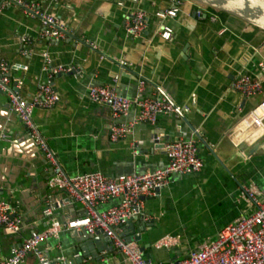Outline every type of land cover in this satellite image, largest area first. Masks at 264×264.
Instances as JSON below:
<instances>
[{
    "label": "crops",
    "instance_id": "0c3cea01",
    "mask_svg": "<svg viewBox=\"0 0 264 264\" xmlns=\"http://www.w3.org/2000/svg\"><path fill=\"white\" fill-rule=\"evenodd\" d=\"M0 58L10 66L11 86L31 100L39 84L48 80L44 70L47 54L51 67L72 66L81 70L61 73L53 78L60 96L50 110L37 109L34 119L43 137L69 176L101 172L107 177L154 172L165 168L169 159L163 144L179 138L196 140L203 169L194 174L172 177L169 187L145 199L143 212L153 218L151 226L138 231L120 228L123 238H136L145 248L144 257L154 264H177L201 244L217 237L218 232L250 210L239 196V188L256 183L264 190V132L255 133L238 146L229 132L252 108L264 100V32L244 22L220 15H197L200 7L183 0L176 18L163 22L156 16L172 8V0H31L42 11L57 18L68 31L65 40L42 38V23L21 7L1 8ZM136 9L148 14L142 39L128 37L125 24ZM216 16V15H214ZM173 31L170 41L161 38L163 24ZM23 49L29 51L22 54ZM263 64V66H260ZM241 75L261 80L262 94L245 97L232 88ZM119 94L135 98L142 80L146 86L141 97L168 95L180 108L176 114L162 115L155 125L139 124L117 143L109 137L113 124L132 121L138 114L113 118L109 107L89 99L91 86L114 84ZM10 98L0 92V199L7 200L12 211L22 216L20 233L0 228V258L10 256L33 231L43 232L52 220L65 223L84 214L78 204L56 209L53 219L43 210L51 199L68 201L65 191L50 188L52 168L21 120L9 110ZM160 138L161 147L154 143ZM220 159L225 166H223ZM228 169V170H227ZM110 201L98 207L106 211ZM140 219V218H139ZM165 236H179L181 244L169 250L153 245ZM45 256L53 259L76 256L79 247L72 231L43 242ZM107 259L122 262L113 251L101 253ZM24 264H39L34 255Z\"/></svg>",
    "mask_w": 264,
    "mask_h": 264
},
{
    "label": "built area",
    "instance_id": "2783aa9c",
    "mask_svg": "<svg viewBox=\"0 0 264 264\" xmlns=\"http://www.w3.org/2000/svg\"><path fill=\"white\" fill-rule=\"evenodd\" d=\"M141 0H132L139 3ZM183 0H172V8L161 10L156 16L163 22L174 19L179 13ZM9 6L21 7L32 17L39 18L42 23L40 35L42 38L65 40L68 31L61 22L42 11L39 4L31 0H5L1 8ZM1 12V11H0ZM205 10L200 8L199 17ZM217 16L212 17L216 22ZM148 14L143 9H136L127 18L125 32L128 37L142 39L147 29ZM173 29L163 24L160 36L166 41L173 37ZM22 54L29 51L23 49ZM44 70L48 73V80L39 84L31 100H27L21 92L11 86L9 64L0 58V91L10 98L9 110L17 115L27 130L28 136L34 141L46 162L52 168V176L48 185L50 188L65 191L68 201L49 200L44 207L43 215L53 219L56 209L67 204H78L84 214L80 217L66 221L52 220V225L43 232L33 231L31 235L19 246H15L8 257H1L0 264H24L28 256L34 255L39 262L44 261L45 252L42 244L50 238H56L63 231H85L95 235L103 232L111 241L113 252L122 256V262L116 263L110 259L105 264H154L152 260L144 257L138 242L127 241L118 232L121 227L138 216L143 222L153 220L143 210L145 199L171 184L172 177L185 176L200 172L204 161L199 154L196 140L179 138L163 144V150L169 159L168 165L154 172L135 173L117 177H107L101 172L87 173L78 176H69L64 171L57 154L50 148L37 126L34 113L37 109L50 110L55 108L60 96L53 87V78L61 73L75 72L81 75V70L72 66L51 67L47 54L44 55ZM260 66H263L261 64ZM106 86H91L89 99L99 105L107 106L115 119L129 116L132 108L138 110L137 116L130 122L113 124L109 130V137L113 143L130 135L135 126L139 124L155 125L162 115L180 112L172 98L164 95L157 97H141L140 94L146 86L142 80L139 84V95L129 98L119 94L115 83ZM232 88L245 97H255L263 92L261 80L249 75L239 76L232 84ZM264 132V100L258 102L249 114L229 132L230 139L238 146L244 147L257 132ZM6 135H0V141ZM160 142V138L158 137ZM239 196L246 200L249 209L235 221L222 228L217 237L207 241L178 262V264H264V190L256 183L243 185L239 188ZM110 201L117 204L106 211H99L98 207ZM22 216L12 211L10 203L0 199V228L10 233H20L22 230ZM181 244L179 236H165L158 240L153 247L156 250H169Z\"/></svg>",
    "mask_w": 264,
    "mask_h": 264
},
{
    "label": "water",
    "instance_id": "95a60500",
    "mask_svg": "<svg viewBox=\"0 0 264 264\" xmlns=\"http://www.w3.org/2000/svg\"><path fill=\"white\" fill-rule=\"evenodd\" d=\"M198 7L204 9L207 12L220 16H228L236 18L247 26H252L264 32V0H187ZM1 92V91H0ZM154 143L156 147H161L158 140V136L155 137ZM245 148V147H244ZM220 163L225 164L220 160ZM228 170V169H227ZM134 221H137L140 233L150 227V224L143 222L142 218L138 216L134 217L127 223V229H134ZM121 235V230L118 232ZM72 237L78 243L79 251L76 256H70L68 258H62L60 253H55L53 259L50 255L44 256V261L39 264H82L85 260H92L100 262L103 260V256L100 257L101 253L112 251L110 239L103 232H97L95 235L87 234L85 231H72ZM127 241H141V235L135 238H126ZM142 251L145 248H141ZM178 264V263H177Z\"/></svg>",
    "mask_w": 264,
    "mask_h": 264
},
{
    "label": "rangeland",
    "instance_id": "374dc122",
    "mask_svg": "<svg viewBox=\"0 0 264 264\" xmlns=\"http://www.w3.org/2000/svg\"><path fill=\"white\" fill-rule=\"evenodd\" d=\"M249 185V184H248Z\"/></svg>",
    "mask_w": 264,
    "mask_h": 264
}]
</instances>
